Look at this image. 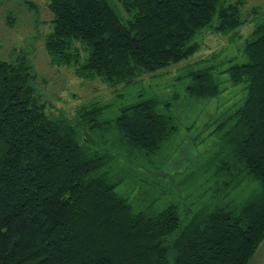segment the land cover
I'll return each instance as SVG.
<instances>
[{
	"label": "trees",
	"instance_id": "trees-1",
	"mask_svg": "<svg viewBox=\"0 0 264 264\" xmlns=\"http://www.w3.org/2000/svg\"><path fill=\"white\" fill-rule=\"evenodd\" d=\"M48 1L51 63L125 90L70 120L53 113L25 55L0 60V264H249L264 241V23L246 62L225 61L244 102L162 192L179 202L153 212L158 199L136 207L119 188L168 177L159 159L179 133L180 97L144 77L193 57L204 30L235 32L246 0H117L124 16L109 0ZM214 58L188 67L187 95L222 94Z\"/></svg>",
	"mask_w": 264,
	"mask_h": 264
},
{
	"label": "rangeland",
	"instance_id": "rangeland-1",
	"mask_svg": "<svg viewBox=\"0 0 264 264\" xmlns=\"http://www.w3.org/2000/svg\"><path fill=\"white\" fill-rule=\"evenodd\" d=\"M109 1L123 16L127 15L117 0ZM48 3V0H0V60L15 62L25 55L37 73L39 92L56 110L53 113H63L68 119L75 120L80 106L94 101L107 102L115 90L123 92L125 89L124 86L111 88L100 79H81L73 68L51 63L45 48V37L52 30L49 21L53 17ZM241 18L244 24L228 35L204 30L198 38L200 50L193 57L160 71L155 77H144L145 87L152 88L162 98L180 97L172 109L179 133L159 159L162 173L168 177L149 179L140 175V179L129 180L119 188L134 206L143 207L158 199L152 210L156 212L165 203L179 202L178 199L173 200V191H169L166 198L162 192L169 190L174 181H180L196 159L198 161L208 154L217 141L214 133L244 102L243 87L233 86L224 73L229 67L225 61L246 62L245 42L255 28L264 23V0H246L241 6ZM210 58L215 60L212 64H216V75L222 81L223 92L209 100L192 98L185 92L187 81L183 77L190 65ZM249 264H264V241Z\"/></svg>",
	"mask_w": 264,
	"mask_h": 264
}]
</instances>
